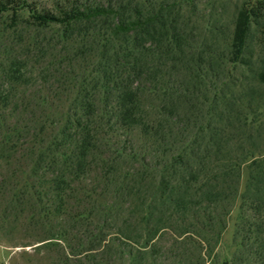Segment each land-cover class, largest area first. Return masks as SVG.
Masks as SVG:
<instances>
[{
	"label": "trees",
	"instance_id": "trees-1",
	"mask_svg": "<svg viewBox=\"0 0 264 264\" xmlns=\"http://www.w3.org/2000/svg\"><path fill=\"white\" fill-rule=\"evenodd\" d=\"M199 10L0 0V225L56 264H209L238 208L222 264H264V0Z\"/></svg>",
	"mask_w": 264,
	"mask_h": 264
},
{
	"label": "rangeland",
	"instance_id": "rangeland-1",
	"mask_svg": "<svg viewBox=\"0 0 264 264\" xmlns=\"http://www.w3.org/2000/svg\"><path fill=\"white\" fill-rule=\"evenodd\" d=\"M245 0H199V17H204L203 22L211 21L207 10L214 13V19L222 25L230 26L233 22L236 9ZM254 55L258 57V48L254 46ZM264 58V55H263ZM242 72L243 69H240ZM241 72L237 74H241ZM237 78V77H236ZM239 81V79L237 78ZM240 82V81H239ZM264 118V117H263ZM247 180V173H244V181ZM240 210L236 208L232 213L225 231H223L221 241L216 247L215 253L209 264H222L226 259L231 258V252L235 249L239 227ZM44 230L36 225L29 226L19 223H6L0 225V264H56L58 252L65 248L53 243L52 246H42L40 243ZM167 242H171L168 240ZM77 240H72V248L76 247ZM55 244V245H54Z\"/></svg>",
	"mask_w": 264,
	"mask_h": 264
}]
</instances>
